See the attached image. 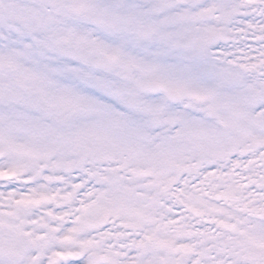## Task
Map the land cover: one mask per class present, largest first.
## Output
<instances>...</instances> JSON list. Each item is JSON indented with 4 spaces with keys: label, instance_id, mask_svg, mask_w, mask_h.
I'll return each mask as SVG.
<instances>
[{
    "label": "rangeland",
    "instance_id": "1",
    "mask_svg": "<svg viewBox=\"0 0 264 264\" xmlns=\"http://www.w3.org/2000/svg\"><path fill=\"white\" fill-rule=\"evenodd\" d=\"M162 3V20L168 12L176 13L175 27L181 36L162 47L161 81L166 89L189 93L193 100L184 99L176 105V109L185 113L173 117L183 121L181 126L178 124L171 129L165 124L157 128L154 122L158 119L152 113L154 102L150 101L146 110L152 114H146L144 123L139 120L138 129H114L113 125L105 126L106 129L98 127L97 147L98 154L133 156L131 158L149 165L150 169L157 166L163 175L169 169L186 171V174L177 173L182 180L171 192L162 188L160 193L151 194V201L161 197L162 207L153 208L148 204L139 211L137 202L143 195L138 193L130 197L131 204L119 205L128 208L129 216L117 215V219L121 218L130 229L119 235L132 238L136 249L151 254L141 258L144 264H202L201 258L205 255L208 257L204 264H239L241 256L247 264H264V214L256 217L255 213L259 206L260 210L264 207V198L260 199L264 196V0H162ZM165 5L169 11H165L168 9ZM204 11L213 12L214 19L202 18L200 14ZM161 25L163 38L165 21ZM206 33L219 35L220 42L213 47H203L200 37ZM171 66L172 69H168ZM12 100L13 97L2 93L0 153L5 158L0 161V181L6 180L5 184L9 185L10 178L3 177L7 169L13 171L18 187L41 188L48 194L53 218L54 213L61 211V199L72 201L74 188L79 187L80 180L85 183L86 178L70 183L69 176L63 173L72 144L65 141L67 136L61 134L56 125L46 124L51 116L59 120L56 117L61 112L55 107L57 101L53 99L54 108L51 104L40 108L39 99L28 98L22 92ZM172 107L175 108L166 105L164 112L170 113ZM70 109L75 110V106L69 104L68 115ZM93 111L77 113L74 120L70 118V130L82 127L81 123L85 122L87 131L92 130L93 124L90 126L88 120L95 117ZM207 113L213 114L210 120ZM163 126L171 129L165 135ZM78 137L70 135V138ZM102 139L116 151L106 149ZM213 150L218 154L210 153ZM244 154L255 159L239 165L235 157ZM213 157L221 158L220 162L214 163ZM44 159L47 162H43ZM10 160L14 161L13 168L5 167L11 164ZM43 166L47 170L42 171ZM191 172L194 175H190ZM218 172L220 182L225 177L228 182L232 181L231 190L225 194L224 188L217 191V185L212 187L213 176ZM260 172L261 181L257 177ZM63 181L67 182L64 188ZM148 195L146 193V197ZM208 196L223 204L199 208L202 199ZM241 209L249 210L248 219H242ZM208 210L219 217L224 214V217L217 220ZM205 231L213 233L215 240L203 238ZM200 234L204 241L199 240ZM199 245L205 248L200 249ZM159 247L161 250L157 251ZM0 264L7 263L0 259Z\"/></svg>",
    "mask_w": 264,
    "mask_h": 264
},
{
    "label": "flooded vegetation",
    "instance_id": "2",
    "mask_svg": "<svg viewBox=\"0 0 264 264\" xmlns=\"http://www.w3.org/2000/svg\"><path fill=\"white\" fill-rule=\"evenodd\" d=\"M5 3L10 6L12 5V9L8 10L5 8L4 10L0 9V56L3 55V59L0 57V63L2 61H6L10 65H14L13 62L16 61L17 57L16 55L20 54V49L17 48V34H14V28H15V21H16V14H24V15H29V16H41L43 19L42 21H38L37 23V29L42 30V34L38 36H30L29 40L32 42L31 47H34V52L36 53L37 57L31 58L28 60V63L31 65L33 63H37L36 61L40 60V57L44 54V51L47 50L49 51L50 49V42L53 39L52 35H49V28L48 26V21L44 20V18H48L49 15V10H48V5L44 4L42 1L43 0H4ZM65 1L66 0H61V17L65 13ZM31 4V5H29ZM30 7V8H29ZM65 25V21L61 19V27ZM68 41L66 38H61V52L69 51V46H68ZM141 74L138 73L137 78L133 81L136 87H139L141 85ZM87 155L84 156L86 158ZM82 160V162L79 165H75L74 173L76 175H79L84 172L85 175L88 174L90 170L91 172H102L105 173L106 169L108 167V164L106 162H102L101 165H98L97 161H95L96 165L93 167L90 166L89 163H86V159ZM82 166H85V169H81ZM100 168V169H96ZM95 177V176H94ZM7 190L6 186H1L0 187V198L2 197L1 194H4ZM15 200V199H14ZM15 201H13V204ZM12 204V203H10ZM9 206L13 207L14 205ZM23 218H12V224H7V223H0V231H4V235H9L10 233L12 236H15L17 233H19L20 229H23L26 227L25 222L22 220ZM77 235H74L73 238H71L69 245V248H72L69 253L75 254L78 253L80 250L79 243L82 242H96L97 241V235H94L93 233L85 234L83 237H80V239H77L78 236H81V230H78L76 233ZM17 241V246L19 247V254L20 256L25 255L27 253V248L24 247V244H28L27 239L23 240H15ZM39 246V245H38ZM98 249V246L96 247ZM66 249L62 250V255L65 257ZM43 251V250H42ZM101 252H104V249L101 250ZM46 261V260H45ZM65 262H70L71 261V255L66 259L63 260ZM41 260H36V264H40ZM81 261H77V259H74L73 261L70 262V264H80ZM58 264H61V258L58 261Z\"/></svg>",
    "mask_w": 264,
    "mask_h": 264
}]
</instances>
